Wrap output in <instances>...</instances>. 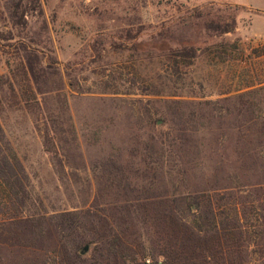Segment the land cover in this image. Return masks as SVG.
<instances>
[{
	"label": "rangeland",
	"instance_id": "374dc122",
	"mask_svg": "<svg viewBox=\"0 0 264 264\" xmlns=\"http://www.w3.org/2000/svg\"><path fill=\"white\" fill-rule=\"evenodd\" d=\"M0 122L29 213L107 216L100 234L129 202L264 182V0H0Z\"/></svg>",
	"mask_w": 264,
	"mask_h": 264
},
{
	"label": "trees",
	"instance_id": "16d2710c",
	"mask_svg": "<svg viewBox=\"0 0 264 264\" xmlns=\"http://www.w3.org/2000/svg\"><path fill=\"white\" fill-rule=\"evenodd\" d=\"M207 27L227 33L236 20L208 22ZM143 30L140 25L126 37L135 39ZM174 53L188 63L196 49L184 46ZM26 65L27 78L36 83L37 70L29 57ZM260 158L253 164L264 172ZM30 201L29 174L0 122V264H86L80 253L86 244L100 248L103 258L90 264H264V182L248 189L212 187L129 202L120 209L122 218L114 221L121 232L112 235L97 232L98 225H110L107 216L94 215L88 230L79 213H29Z\"/></svg>",
	"mask_w": 264,
	"mask_h": 264
},
{
	"label": "water",
	"instance_id": "95a60500",
	"mask_svg": "<svg viewBox=\"0 0 264 264\" xmlns=\"http://www.w3.org/2000/svg\"><path fill=\"white\" fill-rule=\"evenodd\" d=\"M89 249V246H86L85 248H84V250H82V252L84 253V251L85 250H88Z\"/></svg>",
	"mask_w": 264,
	"mask_h": 264
}]
</instances>
